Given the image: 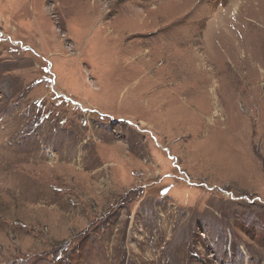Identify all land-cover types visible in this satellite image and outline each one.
<instances>
[{"label": "rangeland", "instance_id": "rangeland-1", "mask_svg": "<svg viewBox=\"0 0 264 264\" xmlns=\"http://www.w3.org/2000/svg\"><path fill=\"white\" fill-rule=\"evenodd\" d=\"M0 264H264V0H0Z\"/></svg>", "mask_w": 264, "mask_h": 264}]
</instances>
